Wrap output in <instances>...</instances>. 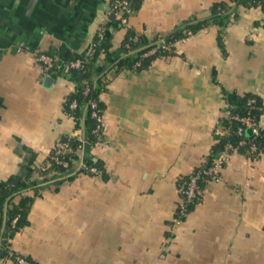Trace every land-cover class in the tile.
<instances>
[{
  "label": "crops",
  "instance_id": "obj_1",
  "mask_svg": "<svg viewBox=\"0 0 264 264\" xmlns=\"http://www.w3.org/2000/svg\"><path fill=\"white\" fill-rule=\"evenodd\" d=\"M224 1L140 0L128 26L140 36H167ZM111 3L0 0V182H38L29 223L11 250L36 264H264V151L256 160L233 153L221 180L171 228L180 180L209 156L233 94L264 100V12L240 9L225 31L226 56L219 29L208 27L147 70L117 74L106 66L121 57L127 29L112 27ZM102 34L109 38L98 61L107 71L104 137L89 146L83 129L80 157L101 162L105 176L46 178L40 172L56 143L78 128L65 110L77 83L45 72L35 54L65 62L89 53Z\"/></svg>",
  "mask_w": 264,
  "mask_h": 264
},
{
  "label": "trees",
  "instance_id": "obj_2",
  "mask_svg": "<svg viewBox=\"0 0 264 264\" xmlns=\"http://www.w3.org/2000/svg\"><path fill=\"white\" fill-rule=\"evenodd\" d=\"M120 1L121 0H112L111 8L117 6ZM139 3L140 0H129V14L138 7ZM258 7L264 12V0H228L214 3L210 9V16L207 19L192 16L167 36H155L152 38L143 35L140 36L130 28V26H122L120 21L114 19L111 23L112 27L125 28L127 29V33L124 39L121 57L117 61L106 66V68H113L117 74L124 70H133L137 72L147 70L158 58L174 56L176 54L175 46L178 42L195 35L208 27H217L219 29L217 38L218 46L223 55L226 56L227 50L224 40L226 29L229 27L233 19L239 17V11L241 8L252 9ZM129 14H126L128 18ZM108 39L109 38L106 34L102 38L97 37L94 41V47L89 53L69 55L67 57L65 62H71L90 56L86 65V70L79 72L76 70L62 69L57 70L58 74L56 73V75L74 80L77 83L76 91L69 96L65 102V110L70 116H73L74 119L77 120V127L80 126V121L83 120V129L87 141L89 142V146L100 143L104 137V135L99 137L94 133L98 124L97 120L92 116L93 109L90 102L98 100V109L104 111L105 105L99 99L101 93L105 89L107 71H105L106 69L101 70L98 61L102 60L101 58L108 54ZM166 46H169L170 49H165ZM153 50L155 52L152 53ZM80 73L84 74L82 80L78 78ZM86 88H90L88 93H86ZM233 96L235 98V105L228 107L224 116L219 120L218 128L214 136L215 143L211 152L204 163L195 169L194 173L199 172L203 168L210 167L213 160L225 151L228 144L237 147L244 139L249 145L250 141L254 139V136H239L237 131L239 128H245L243 122H241L242 119L250 117L256 123H261L260 120L264 113V100L252 93L241 95L234 93ZM73 102H76L75 109L70 108ZM254 143L258 147L259 154H261L264 151V132H261L260 135L254 139ZM66 144L71 150V153L64 156L65 160L69 161V166L66 168L57 165L52 161L50 162L49 157L47 163L50 162L51 166L41 171V175H44L47 178L48 175L52 174V178H60L62 176L71 177L72 174H77L80 171L88 172L87 169H82L78 166V163L80 162V152L78 149L80 144L77 139L70 138L67 140ZM248 147L249 146L239 148L237 152L245 154ZM83 161L87 167H95L102 171V175L105 176V170L101 162L95 161L94 158L89 157L87 153L85 154ZM189 177L190 175L180 180L181 187L185 186L190 179ZM13 182L14 179L0 182V259L5 261L10 260L17 264L16 258L20 255L11 250L10 241L29 223V212L36 196L38 195V191L35 190L38 182L35 180H29L27 182H20L17 185ZM209 184L210 181L208 176L202 175L198 180V185L203 192L208 188ZM28 189H34V195L25 194L24 192ZM202 196H200L197 203L201 201ZM196 206H192L189 209V214ZM15 218H17V221L13 224ZM3 241L5 242L4 245H2ZM25 258L34 262L32 259Z\"/></svg>",
  "mask_w": 264,
  "mask_h": 264
},
{
  "label": "built area",
  "instance_id": "obj_3",
  "mask_svg": "<svg viewBox=\"0 0 264 264\" xmlns=\"http://www.w3.org/2000/svg\"><path fill=\"white\" fill-rule=\"evenodd\" d=\"M111 8V7H110ZM112 14L115 15V19L120 21V24L122 26L128 25V16L126 14H129L130 12V4L129 0H121L117 6H114L111 8ZM103 34L100 35L99 38H102ZM165 49L169 50L170 47L166 46ZM155 52L154 50L152 53ZM36 60L42 64L45 72H50L51 70H76L79 72H82L86 70L87 62L89 61V57L87 56L82 59H77L75 61L71 62H59L55 57H52L50 55L44 54V53H36L35 54ZM90 91V88H86V93ZM100 100V99H99ZM100 102V101H99ZM91 107L93 109L92 116L97 120V127L94 130V133L97 134V136L104 135V112L102 110L98 109V100H93L90 102ZM71 109L76 108V102H73L70 106ZM237 119V118H235ZM238 120V119H237ZM82 121H80V126L77 128L76 134L74 135V138L77 139L79 142V152H81L84 149L85 144L87 141L83 137V124ZM77 122V120H76ZM241 122H243L245 128H239L237 131V134L239 136H245L246 131L248 129L252 130V136H254V139L260 135L261 132H264V126L261 123H256L252 118L248 117L246 119H242ZM254 139L250 141V144L246 142V140H242L237 147H234L232 144H228L225 148V151L219 155L216 159L213 160L212 165L207 168H203L197 173H194L190 175L189 181L185 184L184 187L181 188V201L178 206V210L176 213L175 218L173 219V222L171 223V228H174L175 226H179L181 222H183L187 216L189 215V209L192 206H196L199 201L200 196H202L203 191L200 189V186L198 185V180L202 175L208 176L210 183L218 182L221 180L220 171L227 163L229 157L232 155V153H237L239 148L242 147H248L247 152L245 153L246 156H248L252 160H256L259 158L260 154L258 152V147L254 143ZM71 153V150L69 149V146L66 144V142H57L54 149L50 153V162H54L57 165H61L63 167L69 166V161L65 160V155ZM47 163L42 167V170L47 169L51 164ZM80 168L87 169L88 173L94 174V175H101L102 171L98 170L95 167H87L80 157ZM1 219V214H0ZM17 221V218L14 219L13 224H15ZM17 264H36L35 262H31L27 260L25 257L17 256L16 258ZM5 260L0 259V264H4Z\"/></svg>",
  "mask_w": 264,
  "mask_h": 264
},
{
  "label": "water",
  "instance_id": "obj_4",
  "mask_svg": "<svg viewBox=\"0 0 264 264\" xmlns=\"http://www.w3.org/2000/svg\"><path fill=\"white\" fill-rule=\"evenodd\" d=\"M114 19H115V15H114V14H111V20H114ZM83 76H84V74H83V73H80L79 76H78V78H79L80 80H82V79H83ZM46 81H47V82H52V81H53V78H52V77H47ZM251 136H252V130L248 129V130L246 131V137H251ZM64 140H66V139H64ZM13 183H14V184H17V183H18V180H17V179L14 180ZM4 244H5V242L3 241V242H2V245H4Z\"/></svg>",
  "mask_w": 264,
  "mask_h": 264
},
{
  "label": "rangeland",
  "instance_id": "obj_5",
  "mask_svg": "<svg viewBox=\"0 0 264 264\" xmlns=\"http://www.w3.org/2000/svg\"><path fill=\"white\" fill-rule=\"evenodd\" d=\"M175 227H177V226H175ZM175 227H174V228H175Z\"/></svg>",
  "mask_w": 264,
  "mask_h": 264
}]
</instances>
